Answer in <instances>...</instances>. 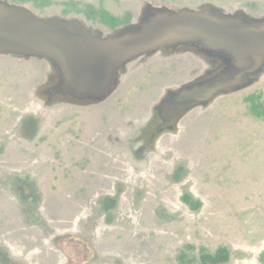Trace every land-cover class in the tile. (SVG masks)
<instances>
[{"label": "rangeland", "instance_id": "rangeland-1", "mask_svg": "<svg viewBox=\"0 0 264 264\" xmlns=\"http://www.w3.org/2000/svg\"><path fill=\"white\" fill-rule=\"evenodd\" d=\"M1 1L98 38L136 30L150 6L264 23V0ZM229 63L166 47L123 65L112 93L91 102L59 90L49 58L0 55V264H180L187 245L264 264V121L245 101L264 104V68L176 122L162 118L171 96Z\"/></svg>", "mask_w": 264, "mask_h": 264}, {"label": "water", "instance_id": "water-1", "mask_svg": "<svg viewBox=\"0 0 264 264\" xmlns=\"http://www.w3.org/2000/svg\"><path fill=\"white\" fill-rule=\"evenodd\" d=\"M149 10V19L136 30L98 38L80 21L42 17L0 0V55L49 58L60 74L59 90L91 102L112 93L123 65L166 47L194 45L229 58L226 69L165 102L162 118L173 122L218 94L244 86L264 68V23L255 26L210 9L176 11L150 6Z\"/></svg>", "mask_w": 264, "mask_h": 264}, {"label": "trees", "instance_id": "trees-1", "mask_svg": "<svg viewBox=\"0 0 264 264\" xmlns=\"http://www.w3.org/2000/svg\"><path fill=\"white\" fill-rule=\"evenodd\" d=\"M105 23L111 28H115L121 22L107 12L100 13ZM246 103L250 106L251 115L258 121H264V104L261 102L260 96L253 95L248 97ZM189 251V252H188ZM198 254L194 255V252ZM192 252L190 255L189 253ZM231 260V254L227 248H219L215 252L209 251L205 247L196 248L187 245L182 249L177 256V261L180 264H228Z\"/></svg>", "mask_w": 264, "mask_h": 264}]
</instances>
